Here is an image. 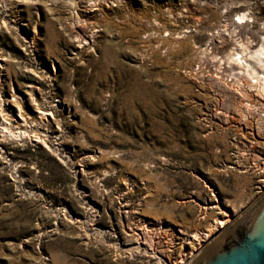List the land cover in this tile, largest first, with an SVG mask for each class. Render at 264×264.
Returning a JSON list of instances; mask_svg holds the SVG:
<instances>
[{"label":"rangeland","instance_id":"374dc122","mask_svg":"<svg viewBox=\"0 0 264 264\" xmlns=\"http://www.w3.org/2000/svg\"><path fill=\"white\" fill-rule=\"evenodd\" d=\"M25 1L0 4V264H165L191 246L176 238L256 203L264 143L237 145L233 94L189 71H240L228 59L264 46V0H80L77 25L66 3ZM15 106L53 115L32 119L46 140L17 135ZM135 224L163 258L120 251Z\"/></svg>","mask_w":264,"mask_h":264},{"label":"built area","instance_id":"2783aa9c","mask_svg":"<svg viewBox=\"0 0 264 264\" xmlns=\"http://www.w3.org/2000/svg\"><path fill=\"white\" fill-rule=\"evenodd\" d=\"M186 31L187 29H184L183 32ZM207 47L211 49L208 44ZM230 63L243 71L228 74V70L220 62L201 57L192 65L189 73L201 74V80L206 79L233 94L235 107L229 112L230 118L235 119L231 122L234 130L233 141L237 145L243 141V145L251 150L254 144L264 143L259 140H264V52H258L256 49L245 50L240 44H235ZM244 78H247L252 86H243ZM259 159L252 163L253 168L258 164L264 167V156ZM259 182L263 183L259 188L263 187L264 177Z\"/></svg>","mask_w":264,"mask_h":264},{"label":"bare ground","instance_id":"6f19581e","mask_svg":"<svg viewBox=\"0 0 264 264\" xmlns=\"http://www.w3.org/2000/svg\"><path fill=\"white\" fill-rule=\"evenodd\" d=\"M11 1V4H14V6L16 8H19L21 4L26 3L25 0H0V4L3 7L7 8V3H9ZM30 1V0H29ZM52 1H61L63 3H66L68 6L71 7V12H70V17L74 20L72 25H77L79 24L82 20L80 19V13L77 11V6L79 4L80 0H52ZM88 2H93V6L97 7V11L101 10V7L103 5H100V1L97 0H88ZM103 3V2H102ZM240 7V6H239ZM238 8V7H237ZM238 20L242 19V18H246V16H244V13H239L238 15ZM240 21V20H239ZM238 22V21H237ZM6 25H8L7 21L2 18L0 19V27H6ZM185 26V25H184ZM176 32V31H175ZM94 33V32H93ZM92 33V34H93ZM167 35V34H166ZM165 35V36H166ZM177 36V35H176ZM174 37V36H173ZM179 37V36H178ZM79 39V38H78ZM177 39V38H176ZM170 41V40H169ZM263 41V40H262ZM79 42L81 44L84 45V41L82 39H79ZM175 43V42H174ZM254 43V42H253ZM245 48V47H244ZM259 51L262 50V52H264V46L263 44H261L260 48L258 49ZM257 51V50H256ZM258 51V52H259ZM195 52V51H194ZM194 54V53H193ZM232 54V52H231ZM199 55V54H198ZM195 57L196 55H192V57ZM229 57V56H228ZM226 57V58H228ZM231 57V56H230ZM231 60V58H229ZM228 59V61H230ZM1 60H3V56L0 54V80H1V69H2V63ZM227 61V59H226ZM196 62V61H195ZM230 63V62H229ZM226 65V64H225ZM228 65V64H227ZM226 65V66H227ZM231 65V64H229ZM228 67V66H227ZM238 68V67H237ZM54 69V68H53ZM241 71V70H240ZM243 71V70H242ZM252 77V76H251ZM243 86H252L250 84V81L247 78H244L242 81ZM30 88H34L33 85H30ZM30 91V90H29ZM18 96V95H17ZM15 96V94H13L11 97L13 98L12 101H14L15 103H19V97ZM235 104V103H234ZM5 105L4 101L1 99V94H0V113L2 114V107ZM235 107V105H234ZM13 113L15 115L14 121L17 123L16 129L18 130L16 133L18 136H28L29 139L33 142H43L44 140L47 139V137H45L44 133H35L34 131L37 130L38 128L33 124L32 119L33 118H37L38 120L41 119H45L48 123L51 120H54V118L52 117L53 115L51 114V117L46 118V115L48 113L39 110L38 108L36 109L34 106H30L29 107V111H24L21 109V107H17L15 106V108H13ZM10 113L7 111L6 114L4 115H9ZM5 132V127L2 129ZM33 131V133L31 132ZM26 132H28L27 134H25ZM42 136L44 138H42ZM57 133L55 132L54 135H52V138H54L55 140L58 138L57 137ZM49 138H51V136H49ZM257 171L259 170V168L261 169L262 166L261 164H258L254 167ZM264 168V167H263ZM264 176V175H263ZM263 177L261 179H259V181H262ZM264 186V185H263ZM261 188V187H260ZM214 207V206H211ZM202 211L204 210L203 207ZM205 210L203 211V214H205ZM228 216V214H226ZM230 216V215H229ZM232 216V215H231ZM239 216V215H238ZM237 215L233 214V217H235L232 220V217H223L221 215H219V217H216L215 219H213L209 224H208V228L204 231H195V232H191L188 236V238H186L185 241H179L178 238H176L172 244L173 247V251H175L176 249L181 251L182 248H184V246L188 243H190V247L188 248V251L185 253L186 255L184 256V253H181L179 255H176L174 253V255L171 257L173 260L166 261L164 262L165 264H189L194 258L195 256L198 255V253L200 252V250L206 245L208 244L212 239L216 238L217 236H219L222 232H224L232 223H234V221L237 220L238 218ZM140 223V222H139ZM136 227H132L134 228V231L136 230V241H135V246H130L128 248H120V251H125V250H132V251H136L138 249L139 246H142L145 244V250L149 249V252H151L152 254H157L159 253L160 257L163 258L164 257V253H165V249L162 250H158V248H161L155 238L156 236V232L152 233L149 231V228L146 225L143 224H135ZM160 224H156L155 225V229H159ZM97 230V229H96ZM156 230V231H157ZM160 230V229H159ZM158 230V231H159ZM133 233V231H132ZM145 241V243H144ZM119 249L116 248V252ZM167 256V255H166ZM170 258V259H171ZM162 264V263H160Z\"/></svg>","mask_w":264,"mask_h":264},{"label":"water","instance_id":"95a60500","mask_svg":"<svg viewBox=\"0 0 264 264\" xmlns=\"http://www.w3.org/2000/svg\"><path fill=\"white\" fill-rule=\"evenodd\" d=\"M189 264H264V193Z\"/></svg>","mask_w":264,"mask_h":264}]
</instances>
